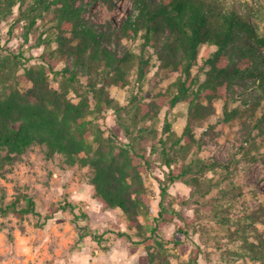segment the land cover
<instances>
[{"label":"rangeland","instance_id":"1","mask_svg":"<svg viewBox=\"0 0 264 264\" xmlns=\"http://www.w3.org/2000/svg\"><path fill=\"white\" fill-rule=\"evenodd\" d=\"M214 1L238 13L264 35V0ZM32 3L28 0L22 10L17 6L0 23V68L10 72L6 83L28 91L33 85L23 78L25 70L52 57L56 70L68 68L78 75L82 92L88 93L95 107L88 68L75 54H56L60 49L54 29L58 8L43 12L30 26ZM135 4L136 0H76L75 6L84 9L82 17L96 31L112 36L136 13ZM105 45L119 58L126 51L140 54L142 46L140 39L118 41L113 36ZM149 50L146 57L153 55V49ZM11 53H23L30 60L14 61ZM202 67L201 60L194 73L204 80ZM177 75L161 70L154 58L142 79L135 68L124 85L98 82L117 109L103 107L100 115L92 116L99 135L91 137L95 149L102 146L106 155L108 151L118 154L125 145L134 143L136 151L151 163L147 166L145 159L130 155L133 164L142 167L146 190L148 212L135 217L143 230L137 229L122 209L108 207L97 197L90 166H71L61 154L48 158L45 146L33 145L0 176V206L20 200L24 207L25 197H30L44 216L0 214V264H264L259 259L264 251V134L254 127L248 114L225 120L224 102L216 99V113L193 128L195 142L183 138L174 146L184 134L188 105L180 103L171 109L166 102L162 104L159 95ZM61 83L60 75H51L54 89L61 90ZM2 87L0 84V90ZM234 89L237 100L229 108L235 109L245 100L244 109L251 112L259 98L256 88L246 78ZM248 94L252 96L249 99ZM69 97L75 103L80 100L74 92ZM145 106L153 112L142 121L135 120L137 108ZM256 109L260 111L261 106ZM167 121L174 133L167 144L174 159L171 169L180 174L191 163L199 166H194L196 173L171 186L163 199L160 182L167 180L170 169L164 164L159 141L168 140L169 133H164ZM141 128L147 130L143 136ZM132 138L136 140L132 142ZM202 163L217 166L200 170ZM161 202L174 217L153 234L150 228ZM67 203L74 209H62ZM55 208L59 211L52 214ZM93 235H101V242Z\"/></svg>","mask_w":264,"mask_h":264},{"label":"trees","instance_id":"2","mask_svg":"<svg viewBox=\"0 0 264 264\" xmlns=\"http://www.w3.org/2000/svg\"><path fill=\"white\" fill-rule=\"evenodd\" d=\"M27 2L0 0V23L11 16L17 6L22 10ZM32 2L29 9L30 26H34L36 19L44 15L43 12L58 8L54 29L60 49L56 54L65 57L75 54L77 60L88 68L92 74L89 92L96 103L92 107L90 96L82 92L78 75L68 68L56 70L52 57L45 64L31 65L25 70L23 78L33 85L26 92L6 83L10 72L1 67L0 176L31 146H45L48 158L61 154L71 166H90L94 170L92 184L97 197L108 207L122 209L132 218L134 226L143 230L135 217L148 212L146 190L142 182V167L133 164L130 155L134 153L135 157L145 159L147 166H150V160L136 151L134 143L125 145L118 154L108 151L106 155L102 146L95 149L91 137L95 135L98 138L99 135L95 133L96 125L92 116L100 115L103 107L117 109L104 85L98 87L99 81L124 85L127 75L135 68L142 79L150 70L154 58L161 70L178 74L166 91L159 95L162 104L166 102L171 109L180 103L188 105L184 134L175 140L174 146L179 145L183 138L189 143L195 142L193 128L216 113L213 105L216 99L224 102L225 120L248 114L254 127L264 134V35H260L248 20L235 11L223 8L214 0H136V13L112 36L118 41L140 39L141 53L126 51L119 58L105 45L112 36L90 26L82 17L84 9L75 6L76 0ZM21 14L24 15V11ZM67 34L71 37H67ZM149 49H153V55L146 57ZM11 56L14 61L30 60L23 53H11ZM201 60L205 70L204 80H201L200 74L194 73ZM51 75L62 77L61 90L51 86ZM246 78L259 95L254 101L255 108L251 112L244 109L245 100H242L235 109H230L229 104L237 100L234 86ZM71 92L80 99L78 103L69 97ZM250 97L248 94L246 98ZM155 104L161 109V105ZM258 106H261L260 111L256 109ZM152 110L147 106L139 107L133 116L135 120L142 121ZM146 129H140L141 136ZM164 133H169L168 140L160 139L159 145L164 164L170 172L167 180L160 182L163 199L171 186L196 173L199 166L191 163L180 174H175L174 169H171L174 159L167 146L169 138L174 136L169 121L165 123ZM212 165L202 163L200 170L217 166L215 163ZM25 202L24 207H21L20 200L0 206V214L4 217L12 213L19 218L26 215L43 218L44 215L37 210L32 198L25 197ZM160 205L155 224L150 228L153 234H158L162 226L174 217L173 214L169 215L163 202ZM69 208L73 210L74 206L67 203L62 207L64 210ZM58 211V208L52 209V214ZM93 237L99 242L102 240L101 235ZM259 259L264 260V251Z\"/></svg>","mask_w":264,"mask_h":264}]
</instances>
